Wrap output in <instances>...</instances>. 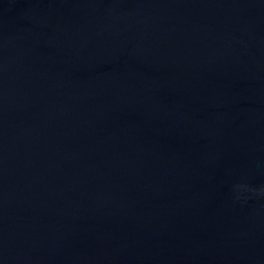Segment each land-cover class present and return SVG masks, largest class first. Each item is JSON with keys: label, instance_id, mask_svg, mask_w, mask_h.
Instances as JSON below:
<instances>
[{"label": "water", "instance_id": "1", "mask_svg": "<svg viewBox=\"0 0 264 264\" xmlns=\"http://www.w3.org/2000/svg\"><path fill=\"white\" fill-rule=\"evenodd\" d=\"M0 264H264V0H0Z\"/></svg>", "mask_w": 264, "mask_h": 264}]
</instances>
